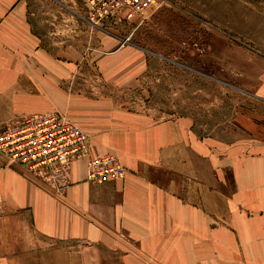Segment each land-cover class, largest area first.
<instances>
[{
	"label": "crops",
	"instance_id": "obj_1",
	"mask_svg": "<svg viewBox=\"0 0 264 264\" xmlns=\"http://www.w3.org/2000/svg\"><path fill=\"white\" fill-rule=\"evenodd\" d=\"M26 6L0 0V127L54 107L67 115V100L52 102L43 93V70L59 56L42 49ZM240 7L236 13V6H225L226 20L216 25L231 28L238 20L262 52L258 78L246 88L257 108L242 109L236 118L241 135L221 149L197 134L187 116L110 113L102 128L87 125L88 156L72 163L71 181L60 192L28 180L17 165H1L0 264H11L7 222L14 214L29 219L38 238L83 245L70 255L49 251L55 256L49 264H102L99 249L117 255L115 264H264V11ZM12 36L26 50L4 47ZM31 49L41 59L27 58ZM104 152L119 156L125 175L91 183L86 159Z\"/></svg>",
	"mask_w": 264,
	"mask_h": 264
},
{
	"label": "rangeland",
	"instance_id": "obj_2",
	"mask_svg": "<svg viewBox=\"0 0 264 264\" xmlns=\"http://www.w3.org/2000/svg\"><path fill=\"white\" fill-rule=\"evenodd\" d=\"M24 1L26 21L42 49L59 56L43 70L47 79L43 93L52 102L62 97L67 100L65 115L86 134L88 124L102 128L110 113L148 119L187 116L197 134L212 138L224 149L241 135L236 118L242 109L257 108L246 88L258 78L262 52L257 42L244 37L241 22L236 20L235 27L228 28L216 25V19L225 22V6H236V13L245 4L264 11V0H234V4L230 0L157 1L123 46L112 34L84 20L76 1ZM11 24L15 31L19 29L20 24ZM108 27L120 36H127L133 28ZM21 40L12 36L3 46L14 52L26 50ZM102 40L104 49L99 48ZM35 51L31 49L27 58L41 59ZM3 164L16 166L0 154ZM19 168L28 180L44 184ZM7 226L11 264L54 263L55 256L49 251L57 250L63 256L84 248L81 242L38 238L29 219L17 214ZM99 253L102 264H115L117 255L106 249Z\"/></svg>",
	"mask_w": 264,
	"mask_h": 264
},
{
	"label": "built area",
	"instance_id": "obj_3",
	"mask_svg": "<svg viewBox=\"0 0 264 264\" xmlns=\"http://www.w3.org/2000/svg\"><path fill=\"white\" fill-rule=\"evenodd\" d=\"M80 4L81 17L104 32L120 38V45L144 19V14L164 0H72ZM157 5V4H156ZM133 27L120 37L108 26ZM88 134L65 114L30 113L0 127V154L56 191L71 181L75 160L88 156ZM125 168L116 154L105 152L86 159V178L91 183L118 180Z\"/></svg>",
	"mask_w": 264,
	"mask_h": 264
}]
</instances>
